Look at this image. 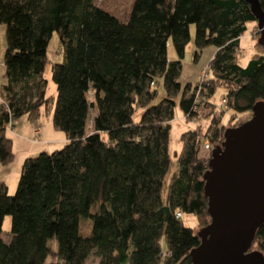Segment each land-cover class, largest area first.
<instances>
[{
  "label": "trees",
  "instance_id": "16d2710c",
  "mask_svg": "<svg viewBox=\"0 0 264 264\" xmlns=\"http://www.w3.org/2000/svg\"><path fill=\"white\" fill-rule=\"evenodd\" d=\"M92 2L0 0V166L14 158L6 128L20 116L34 123L51 104L52 127L66 139L59 150L24 159L13 195L0 181V264H86L93 257L96 264H192L197 234L210 222L203 175L226 129L213 118L203 133L181 135L163 195L173 162L170 123L176 105L196 119L217 89L233 114L264 102V49L256 41L263 52L245 66L237 62L240 39L256 19L245 0H132L120 30L97 17ZM258 3L264 12V0ZM191 26L194 60L207 47L216 52L202 84L181 87ZM53 33L63 57L50 68L54 99L43 78ZM169 41L174 61L167 58ZM159 87L164 97L157 101ZM187 216L198 220L199 231L184 224ZM86 221L90 234L82 236ZM250 251L264 255V223Z\"/></svg>",
  "mask_w": 264,
  "mask_h": 264
},
{
  "label": "water",
  "instance_id": "95a60500",
  "mask_svg": "<svg viewBox=\"0 0 264 264\" xmlns=\"http://www.w3.org/2000/svg\"><path fill=\"white\" fill-rule=\"evenodd\" d=\"M256 19L257 44L264 49V12L258 0H245ZM209 224L190 252L192 264H264L250 251L264 223V102H257L242 124L226 129L213 148L203 175Z\"/></svg>",
  "mask_w": 264,
  "mask_h": 264
},
{
  "label": "rangeland",
  "instance_id": "374dc122",
  "mask_svg": "<svg viewBox=\"0 0 264 264\" xmlns=\"http://www.w3.org/2000/svg\"><path fill=\"white\" fill-rule=\"evenodd\" d=\"M132 0H93L91 5V10L100 19L112 24L114 27L122 30L131 10ZM194 27H190V42L187 45L184 53V57L181 60V73L179 77V83L181 87L189 83L195 85L199 82L201 85L203 78L206 76L207 66L216 52L214 47H207L202 50L197 60H194ZM258 39L257 27L255 24H247L246 33L240 39V49L238 52L237 62L241 66H245L248 61L256 54L263 51L256 45ZM5 26L0 25V86L4 83L3 81V56L5 52ZM47 65L43 72V78L46 81V96L55 98V86L51 80L50 68L54 63H61L63 60L62 51L60 49L58 37L55 33L52 34L48 47H47ZM167 58L169 61H174L177 56L172 47L171 41L167 44ZM223 91L217 89L214 96L210 98L211 105H206V107H199V114L196 119L188 120L180 111L178 105H176L174 110V119L170 123V133H169V144L168 150L172 158V165L169 172L167 173L164 186L163 195H165L170 179L174 170L176 169V164L174 162V155L179 153L182 148L181 135L188 131H199L203 133L211 123V119L216 120V128L223 127L224 129L232 128L242 122L248 120L251 113L243 114H233L227 109L226 104H223L222 98ZM158 100L164 97V92L162 87L158 88ZM1 100V99H0ZM1 103V102H0ZM40 118L31 123L27 120L26 116H20L15 123V126L7 127V136L12 140V151L14 158L12 162L6 166H0V181L4 182L8 188V194L13 195L15 193L18 179L20 176L21 166L26 158H34L38 154L45 152L51 153L55 150L61 149L65 143H55L50 141L65 139L63 133L54 130L51 124L52 117V106L41 108ZM92 115V114H91ZM218 121V122H217ZM91 116L86 121L85 131L88 132L91 128ZM213 126V127H214ZM41 131V135L37 129ZM22 129V133L21 130ZM32 133H28L29 130ZM212 130V129H211ZM27 136V137H26ZM59 138V139H58ZM28 139V141L26 140ZM48 145H50L48 147ZM204 154V153H203ZM183 222L188 227H193L197 232L200 229L198 220L192 216H187L183 218ZM10 217L6 216L2 224L1 238L3 241L7 242L10 239ZM80 234L82 236H88L90 234V223L88 221L83 222L80 226ZM97 260L95 258H90L86 264H96Z\"/></svg>",
  "mask_w": 264,
  "mask_h": 264
},
{
  "label": "crops",
  "instance_id": "0c3cea01",
  "mask_svg": "<svg viewBox=\"0 0 264 264\" xmlns=\"http://www.w3.org/2000/svg\"><path fill=\"white\" fill-rule=\"evenodd\" d=\"M3 81H4V78H3ZM34 130H38L39 131V133H40V135L42 134L41 133V131H40V129L37 127V129H32V132L34 131ZM21 131V133H22V129L20 130ZM31 131H30V129L29 130H27V135H28V133L30 134V133H32ZM27 137V136H26ZM59 139V138H58ZM27 141H28V139H26ZM51 142H55V143H65L66 142V139H62L61 138V140H54V141H50L49 143H51ZM50 145H48V147H49Z\"/></svg>",
  "mask_w": 264,
  "mask_h": 264
},
{
  "label": "built area",
  "instance_id": "2783aa9c",
  "mask_svg": "<svg viewBox=\"0 0 264 264\" xmlns=\"http://www.w3.org/2000/svg\"><path fill=\"white\" fill-rule=\"evenodd\" d=\"M223 104L225 105L226 103H225V101L223 100ZM8 127H11L10 125H8ZM205 148H207V146L205 145ZM176 217H180V214H176Z\"/></svg>",
  "mask_w": 264,
  "mask_h": 264
}]
</instances>
